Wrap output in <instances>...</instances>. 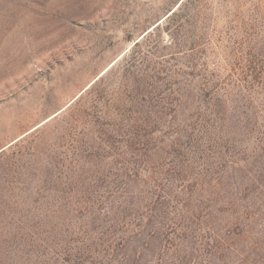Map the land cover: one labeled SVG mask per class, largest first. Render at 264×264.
Returning a JSON list of instances; mask_svg holds the SVG:
<instances>
[{
	"label": "rangeland",
	"instance_id": "1",
	"mask_svg": "<svg viewBox=\"0 0 264 264\" xmlns=\"http://www.w3.org/2000/svg\"><path fill=\"white\" fill-rule=\"evenodd\" d=\"M182 1L0 0V264H264V0Z\"/></svg>",
	"mask_w": 264,
	"mask_h": 264
},
{
	"label": "trees",
	"instance_id": "2",
	"mask_svg": "<svg viewBox=\"0 0 264 264\" xmlns=\"http://www.w3.org/2000/svg\"><path fill=\"white\" fill-rule=\"evenodd\" d=\"M183 7H184V4L182 3L181 6L179 7V9H178L177 11H175L174 13H172V14L166 19V20H167V24H168L167 27H166V29H167L168 31H170V35H171L172 39H174V40H178V39H179V35H180L181 30L183 29V27H182L181 24H179L177 28H175L174 30L171 31V29H173V28H171V22L174 20L175 17H177V16L180 15V13H181ZM159 27H160V25L157 26L155 29H156L157 31H159V30H160ZM151 33H152V31H151L149 34H151ZM146 36H148V35H146ZM146 36L143 37V39L146 38ZM143 39H141L138 43H136V46H139L140 43H141V41H142Z\"/></svg>",
	"mask_w": 264,
	"mask_h": 264
},
{
	"label": "water",
	"instance_id": "3",
	"mask_svg": "<svg viewBox=\"0 0 264 264\" xmlns=\"http://www.w3.org/2000/svg\"><path fill=\"white\" fill-rule=\"evenodd\" d=\"M183 1H184V0H183ZM183 1H182V2H183ZM174 12H175V10H173V11H172V12L166 17V19H167L172 13H174ZM159 25H160V23H158L157 25H155V26L153 27V29H155V28H156L157 26H159ZM153 29H151L149 32H151ZM149 32H147V33H149ZM147 33H146V34H147ZM146 34H145V35H146ZM145 35H144V36H145ZM144 36H143V37H144ZM143 37H142V38H143Z\"/></svg>",
	"mask_w": 264,
	"mask_h": 264
}]
</instances>
